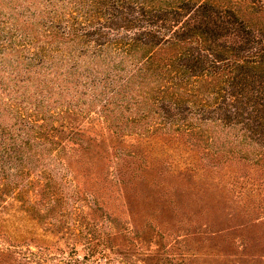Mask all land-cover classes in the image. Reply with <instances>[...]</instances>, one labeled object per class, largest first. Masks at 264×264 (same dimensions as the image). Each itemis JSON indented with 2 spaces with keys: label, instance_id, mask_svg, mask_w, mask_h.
<instances>
[{
  "label": "trees",
  "instance_id": "1",
  "mask_svg": "<svg viewBox=\"0 0 264 264\" xmlns=\"http://www.w3.org/2000/svg\"><path fill=\"white\" fill-rule=\"evenodd\" d=\"M41 5L22 22L25 44L0 57V90L6 95L5 101L0 98V204L12 196L31 208L30 193L40 184V195L54 197L51 205L57 208L65 199L56 189L62 176L44 166L54 162L74 176L73 161L86 149L85 138L103 143L108 131L111 142L124 145L134 135L150 148L148 154L142 151L146 157L118 152L121 166L112 182L119 189L137 183L149 163L152 169L162 161L156 160L163 153L157 143L167 139L208 146L215 139L220 144L215 154L264 157V0H46ZM86 118L88 130L80 125ZM253 143H263L262 149L254 151ZM106 197L96 191L85 198L102 209ZM80 228L83 232V223ZM110 235L96 237L90 229L85 238L91 255L98 264H129L107 252ZM180 256L176 264H186Z\"/></svg>",
  "mask_w": 264,
  "mask_h": 264
},
{
  "label": "rangeland",
  "instance_id": "2",
  "mask_svg": "<svg viewBox=\"0 0 264 264\" xmlns=\"http://www.w3.org/2000/svg\"><path fill=\"white\" fill-rule=\"evenodd\" d=\"M45 1L0 0V57L25 44L22 22L43 9ZM80 125L91 129L87 118ZM106 133L103 143L86 133L98 141L85 138L86 149L73 161L74 176L47 160V172L62 176L56 189L65 199L57 208L51 205L54 197L40 195L44 193L40 184L30 193L33 207L12 196L0 204V264H74L76 259L79 264H98L85 238L90 229L96 237L111 232L113 250L107 252L129 264H176L175 260L182 261L181 253L186 264H264V157L215 154L220 146L215 139L211 146L167 139L157 143L163 153L156 160L162 161L152 169L149 163L137 183L119 189L112 182L121 166L118 152L137 151L143 157L142 151L148 154L150 148L134 135L119 145L111 142L112 131ZM262 145L253 143L252 148L261 150ZM176 163L189 170L174 171ZM40 169L31 176L37 177ZM96 191L111 198L100 202L102 209L85 198L91 199ZM107 213L113 216L108 218Z\"/></svg>",
  "mask_w": 264,
  "mask_h": 264
}]
</instances>
